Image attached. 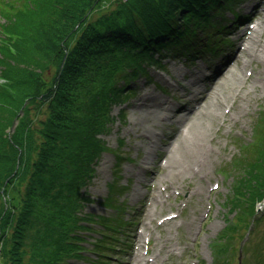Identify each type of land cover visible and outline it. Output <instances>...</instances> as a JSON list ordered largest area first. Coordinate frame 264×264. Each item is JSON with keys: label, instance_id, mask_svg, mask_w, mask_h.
I'll return each instance as SVG.
<instances>
[{"label": "trees", "instance_id": "1", "mask_svg": "<svg viewBox=\"0 0 264 264\" xmlns=\"http://www.w3.org/2000/svg\"><path fill=\"white\" fill-rule=\"evenodd\" d=\"M239 1L120 0L127 10L103 15L107 0H40L39 7L27 0L26 9L16 12L13 32L0 27V264H73L85 244L99 255L97 264H105L107 239L119 230L86 212L92 198L85 188L108 149L99 136L115 123L113 103L97 83L115 65L120 70L111 88L128 94L137 73L163 66V49L186 54L189 47L196 50L191 42L201 39L198 28L224 30L215 13L229 10L239 18ZM95 13L100 17L93 21ZM122 56L136 66L120 61ZM230 168L238 177L226 205L235 214L214 243V252L226 258L240 249L231 252L234 241L264 218L257 211L264 200V115L255 139ZM92 224L101 225L95 243ZM257 258L264 264V248Z\"/></svg>", "mask_w": 264, "mask_h": 264}, {"label": "rangeland", "instance_id": "2", "mask_svg": "<svg viewBox=\"0 0 264 264\" xmlns=\"http://www.w3.org/2000/svg\"><path fill=\"white\" fill-rule=\"evenodd\" d=\"M34 1L39 7L40 0ZM223 1L228 5L234 3V0ZM107 3L103 15L127 10L120 6V0H107ZM25 4L27 0H0V27L4 24L13 32L17 23L16 12L26 9ZM234 12L240 15L236 22L246 16V20L236 24L237 27L232 24L234 15L231 11L216 16V20L222 21L219 27L224 30L219 32L218 38V32L212 33L209 46L219 42L218 54L207 50L209 46H200L208 42L206 37L209 33L201 37L205 41L197 39L195 43L191 42V46L196 45V50L189 47L186 54L180 48L174 52L163 49L161 52L167 55L163 66H146L144 72L137 73L132 86L134 90L128 94L111 88L114 83L111 77L120 70L115 65L109 67L104 81L97 83L105 91L110 104L113 103L115 123L109 134L99 136L108 149L101 154L96 174L85 188L92 198L86 205V212L101 216L105 222L109 220L108 224L119 230L108 241L110 248L109 254L104 256L105 264H135L136 252L140 256L139 264L151 257L155 258V264H261L257 255L264 248V218L253 222L245 239L234 241L231 252L242 246H245L244 250L239 249L226 258L223 253L218 255L214 252V243L226 226L227 218L235 214H230V206L226 205L233 193V182L238 177V170L235 172L230 167L244 154V147L255 139L256 123L264 115V86L252 90L249 101H245L246 95L241 90L239 93L244 97L239 107H247L243 108L244 114H237L238 107L232 111L234 108L228 105L226 116L220 117L210 127L206 146L213 150L212 164L195 166L201 173L189 171L184 179H177L174 184L156 179L166 166L172 165H167L169 161L165 157L175 137L181 134L183 127L185 135H190L189 113L198 111L202 97L211 91L223 72L226 74L236 64L245 40L252 36L248 27L259 26L264 36V0H240ZM96 13L92 16L93 21L100 17ZM245 29L247 34H244ZM200 34L202 30L198 28L195 35ZM229 41L233 42V47ZM223 50L226 53H222ZM3 58L0 53V70ZM111 61L115 64L116 58ZM120 61L131 68L136 66V61H132L130 56H122ZM247 69L248 77L257 76V61ZM250 82L247 80L248 85ZM223 111L221 109V115ZM151 119L157 123L152 124ZM156 137L161 140L157 141ZM148 145L149 149L145 150ZM117 157H121V161ZM117 160L119 166L116 169ZM199 183L204 185V192ZM257 211L258 216L264 215V200L258 204ZM147 214L149 218L145 219ZM150 216H153V221ZM166 218L170 219L167 224L163 223ZM143 222L146 223L144 230ZM92 225L91 236L95 243V237L100 238L96 230L101 225ZM85 245L88 249L74 256L70 260L73 264L99 262L97 253L91 252L92 244Z\"/></svg>", "mask_w": 264, "mask_h": 264}, {"label": "bare ground", "instance_id": "3", "mask_svg": "<svg viewBox=\"0 0 264 264\" xmlns=\"http://www.w3.org/2000/svg\"><path fill=\"white\" fill-rule=\"evenodd\" d=\"M219 12L215 14L218 16ZM214 18L216 19V16H214ZM248 29H250V34H252V36L245 40V45L240 49L239 59L236 60L234 67H231L226 74L223 72L222 77H219L220 80L212 87L211 91L202 97L201 105H199L197 109L198 111L194 112V114L189 113L190 135H185L186 130H184L185 127H183L181 134L175 137V141L170 145V148H168V154L165 158L169 161L167 165H172L170 167L166 166L162 175L156 178L158 181L166 180L174 184L177 179H184L189 171L194 170L196 174L201 173V170L198 172V170L194 168L195 166L202 167L204 164L205 166L206 164H212L214 154L211 153V151L213 152V150L206 146V139H208L210 127L214 125L220 117L226 116L225 110L228 105L234 108L232 111L238 107L239 110L238 112L236 111L237 114H244L243 108L247 107L243 105L239 107L240 104H243L241 102L243 97L246 95L245 101H249L250 92L252 90H257L260 85L264 86V41L262 39L264 36L259 30V26L248 27ZM247 33L248 31L245 29L244 34ZM205 34L204 32V35ZM209 44V42H205L200 44V46L206 47L209 46ZM254 61H257L259 71L256 72L257 76L250 78L246 75V72L248 70L247 68ZM243 72L244 75H241ZM247 80H251L250 85H248ZM123 83L125 84V81ZM130 83L134 85L133 82ZM241 90H243L244 96H241L239 93ZM221 109L224 110L222 112L223 115H221ZM169 110H172V108L170 107ZM150 122L152 124L157 123L154 119H151ZM156 140L159 141L161 138L156 137ZM151 145L153 144H150V146ZM160 145L161 144H159V146ZM147 149H149V145L148 147L146 146L145 150ZM195 173L192 172L191 174L196 175ZM166 176L168 177L167 179ZM199 188L203 189L201 190L202 192L205 191V187L201 183H199ZM198 200L201 201V198ZM147 218H149L148 214L145 219ZM150 219L153 221V216H150ZM168 222H170L168 218L163 220V223L167 224ZM145 224L146 223L143 222V230ZM143 230L140 231L139 234H142ZM146 249L148 251V248ZM139 257L138 252L134 253L135 264H139ZM155 263V258L151 257L143 260L141 264Z\"/></svg>", "mask_w": 264, "mask_h": 264}]
</instances>
